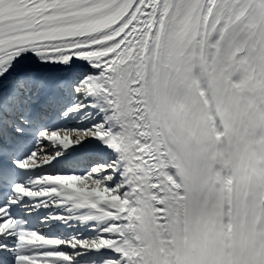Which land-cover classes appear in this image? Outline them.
I'll use <instances>...</instances> for the list:
<instances>
[{
    "label": "snow or ice",
    "instance_id": "obj_1",
    "mask_svg": "<svg viewBox=\"0 0 264 264\" xmlns=\"http://www.w3.org/2000/svg\"><path fill=\"white\" fill-rule=\"evenodd\" d=\"M0 264H264V0H0Z\"/></svg>",
    "mask_w": 264,
    "mask_h": 264
}]
</instances>
